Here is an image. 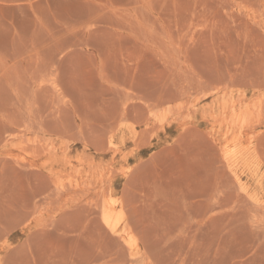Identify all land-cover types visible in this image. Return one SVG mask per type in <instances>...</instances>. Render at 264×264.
Wrapping results in <instances>:
<instances>
[{
    "label": "rangeland",
    "instance_id": "rangeland-1",
    "mask_svg": "<svg viewBox=\"0 0 264 264\" xmlns=\"http://www.w3.org/2000/svg\"><path fill=\"white\" fill-rule=\"evenodd\" d=\"M0 264H264V0H0Z\"/></svg>",
    "mask_w": 264,
    "mask_h": 264
},
{
    "label": "bare ground",
    "instance_id": "bare-ground-1",
    "mask_svg": "<svg viewBox=\"0 0 264 264\" xmlns=\"http://www.w3.org/2000/svg\"><path fill=\"white\" fill-rule=\"evenodd\" d=\"M238 122H240V121H238ZM230 123V122H229ZM236 125V124H235ZM225 131H226V129H225ZM223 134V133H222ZM244 140H246V139H244ZM249 141V140H248ZM249 142H251V141H249ZM248 142V143H249ZM247 145V144H246ZM245 145V146H246ZM241 147V146H240ZM223 148V147H222ZM239 152V151H238ZM221 153V152H220ZM223 154H224V156H225V159L227 160V162H228V165L230 166L229 168H231V169H233L234 168V163H235V161H236V158H237V156H235L234 155V153H233V150L232 149H224L223 150ZM23 156V155H22ZM223 156V157H224ZM221 157V156H220ZM17 159H19L18 157H16ZM24 158V157H23ZM23 158H21V159H23ZM222 159V158H221ZM225 161V160H224ZM226 163H224V165H225ZM255 169V168H254ZM233 173V172H232ZM236 175V174H235ZM238 175V174H237ZM237 178V180H238V182H239V184L240 185H242L243 186V184L241 183V181L239 180V177H236ZM257 180V179H256ZM58 185H59V183H58ZM61 185V184H60ZM58 187V186H57ZM61 188V187H60ZM246 188V187H245ZM58 189V188H57ZM62 190V189H61ZM117 208L115 207V205H113V204H107V205H105L104 206V214H103V217H104V220L108 223V224H110L111 225V227L114 229V225H117V224H114L115 222H114V219L115 218H117V216H118V214L119 213H117L118 211L116 210ZM116 220V219H115ZM112 223L114 224V225H112ZM124 231V230H123ZM123 233V232H122ZM128 234V233H127ZM132 242V241H131ZM127 243V242H126ZM131 248V247H130Z\"/></svg>",
    "mask_w": 264,
    "mask_h": 264
}]
</instances>
